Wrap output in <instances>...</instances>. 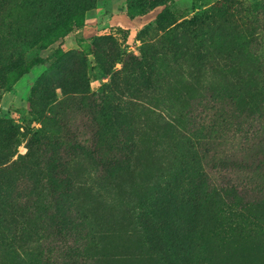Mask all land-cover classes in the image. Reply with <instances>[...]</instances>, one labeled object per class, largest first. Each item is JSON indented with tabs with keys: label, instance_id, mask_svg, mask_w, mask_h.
Listing matches in <instances>:
<instances>
[{
	"label": "rangeland",
	"instance_id": "obj_1",
	"mask_svg": "<svg viewBox=\"0 0 264 264\" xmlns=\"http://www.w3.org/2000/svg\"><path fill=\"white\" fill-rule=\"evenodd\" d=\"M166 1L164 7L131 20L127 0H0V194H6L10 174L21 176L19 167L9 170L18 156L31 155L36 165L44 162L41 151L51 150L52 143L53 147L62 144L68 154L64 177L72 190L66 204L75 215L85 216L80 237L89 234L77 243L72 235L51 231L43 237L33 208L52 200L39 183L33 201L24 205L16 199L13 210L0 211V264H178L169 249V233L180 235L181 219L187 213L178 203L166 202L160 209L173 220L172 226L144 229L136 219V205L153 198L149 189L154 183L160 188L166 185L168 165L174 166L169 146L178 133L192 139L185 116L191 112L203 119L200 107L210 97L219 99L220 112L230 122L246 128L264 124V0ZM48 3L55 7L44 6ZM59 4L69 8L59 10ZM163 9L175 25L158 30L154 21ZM200 15L194 28L185 24ZM68 28L70 33L65 34ZM216 28L222 32L212 39ZM187 33H196L201 43L188 34L185 48L170 51ZM109 36L122 61L151 59L143 68L146 76L152 73L151 82L135 81L121 97L101 93L111 76L97 65L94 51L107 48L99 43L93 49L92 43ZM162 42L167 51L160 49ZM202 47L207 57L200 62ZM71 52L75 58L63 60ZM121 62L114 65L113 73L121 70ZM77 67H82V83L88 86L85 94L71 89L69 76ZM38 83L41 87L36 89ZM234 92L235 101L229 98ZM103 97L104 108L112 110L107 111L109 119L98 122L106 128L96 135L84 108L90 105L97 117ZM118 114L124 117L134 149L128 173L113 185L114 202L101 197L93 182L103 174L99 162L119 152L120 134L111 124ZM234 131L230 126L215 135L199 133L196 146L202 149L205 170L221 172L219 186L241 196L225 198V206L208 204L209 216L197 235L210 264H264V196L258 186L251 187L242 166L235 170L231 165L238 162L234 155H239L242 144ZM33 132L40 133L37 143ZM9 135H13L10 141ZM202 137L208 139L204 145ZM219 164H223L220 170ZM178 181L175 174L169 184ZM229 204L241 211L239 227L220 218L226 216L219 210ZM77 244L84 245V254L65 257Z\"/></svg>",
	"mask_w": 264,
	"mask_h": 264
},
{
	"label": "trees",
	"instance_id": "obj_2",
	"mask_svg": "<svg viewBox=\"0 0 264 264\" xmlns=\"http://www.w3.org/2000/svg\"><path fill=\"white\" fill-rule=\"evenodd\" d=\"M49 2L51 0H39V2ZM168 1L166 0H127V10L128 15L131 20L135 18H141L149 14L153 10L159 7H164ZM44 6H53L49 3ZM42 7V6H40ZM55 7V6H53ZM59 10H67L68 8L63 4L57 5ZM204 14V13H202ZM207 16V15H206ZM200 16L192 17L188 22H185L187 26L194 28L197 24ZM66 18L67 12H66ZM206 21L210 18L206 17ZM154 24L158 30H164L166 27L174 26L173 16L166 10L156 16ZM147 26L145 29L149 28ZM145 31V30H143ZM140 32L141 33L143 32ZM222 32L221 28H216L213 31L212 39L216 37L219 33ZM70 33L68 28L65 34ZM188 34L197 38L196 33H187V36L184 40L180 42H174L171 46L170 51L180 52L182 48L186 47V43L190 40ZM199 37L197 38V44L199 42ZM95 42L92 43L93 49H96L99 43H103L106 46V50L100 53L94 51V55L97 60V65L102 67L107 72V75L110 77V84L108 86H103L101 93L108 95H118L122 96L123 92L130 91L131 83L135 81L138 82H151L152 73L150 75H145L143 68L149 67V61L151 59H144L137 61L136 59H129L128 61H122L120 56L116 54L117 45L115 40L109 37L95 38ZM160 49L167 51V47L162 42L160 43ZM201 50H206L205 48H200ZM76 53H68L63 56V60H69L75 58ZM207 53L204 51L203 56L200 57V62L202 58H206ZM121 62L122 68L117 72H112V68L117 62ZM132 77L130 75V71ZM82 67H77L74 74V70L71 72L69 78L71 80V89L76 91L79 95L85 94L88 86H85L82 83ZM73 80V81H72ZM41 87V83L36 85V89ZM234 95V96H232ZM238 94L230 95L231 100H237ZM105 98H102L103 106L100 108L99 115L95 116V110L91 108L90 105H87L84 108L85 114H88L90 128L94 132L93 134L98 135V132L106 127L102 125L98 126V122L101 124L107 117L108 108H104ZM207 105L201 106L200 109L203 111V119H200L198 115L195 117L191 115V112H188V116H185L187 126L189 127L188 131L192 133V139L188 138L185 133H178L174 138V142L169 146V154L173 158L172 165H168L169 172L166 175V185L159 187V185H154L149 189L153 195L150 201L142 199L143 202H137L136 209V219L139 221V225L148 229L149 227H154V230H162L164 227L172 226L173 220L169 218L166 212L160 207L164 203H178L179 206L183 209L187 215L183 216L181 219V233L179 236H176L173 232L169 233L171 238L170 251L174 250V257L177 260L178 264H210L211 261L206 258L204 253V245L202 244L197 233L200 232L202 224L206 222V219L210 213V206L212 203L223 204L225 198H240L241 195H238L236 190L228 187H220L217 183L221 172L217 174L208 173L205 170V158L201 156L202 149L197 147L199 145V133L200 132H211L213 135L223 132L228 127H232L235 133V139H241L242 144H240L239 155H234L238 160L235 164H232V167L235 170H238L242 166V171L247 173L248 179L250 181L251 187L258 186V191L264 196V124L262 122H257L254 127L242 126L237 122H230L226 116L220 112L219 99L216 97H210L206 101ZM120 111V110H119ZM121 112V111H120ZM122 113V112H121ZM123 114V113H122ZM210 117V120L209 118ZM208 118V120H207ZM110 121V120H109ZM111 122V121H110ZM200 125H198V123ZM235 123V124H234ZM115 124L114 131L116 129L120 134L119 142V152L111 160L102 163L99 162V167L103 169V173L100 178L97 175L96 180L93 182L96 191L104 198H110L114 202L117 201V197L114 194L113 185L119 179L123 178L130 169V158L133 155V137L124 122V117L120 114L114 116L113 122ZM255 124V123H252ZM238 126H241L244 131L239 129ZM263 125V126H262ZM205 136V134H202ZM210 135V134H208ZM9 135V141L11 139ZM39 132L32 133V139L37 143L39 142ZM222 136V135H220ZM203 140L201 145H204L205 140L208 139L202 137ZM193 140L196 143H193ZM207 143V142H206ZM53 144V143H52ZM51 144V150H43L41 153L44 155V162H37L36 165L32 162L31 155H25L23 157L18 156L17 160L13 162L9 170H12L16 167L22 169L21 176L17 178V174L13 172L10 174L8 179L5 191L6 194H0V211L4 213L9 210H13L15 206L16 199H20L24 202V205L28 204L30 201H33L36 198V193L38 191L39 183H42V186L52 202H48L47 205H37L34 210L37 219L39 221V226L42 228L43 237L49 231L62 234V236L72 235L75 242L82 239H87L89 237L84 235L83 238L80 237V231L85 226L86 219L82 216H77L70 211L69 206H67L66 201L70 198V183L67 178L64 177V166L68 159V154L63 148L62 144H57L54 147ZM8 156L7 158H10ZM239 157V158H238ZM42 164V165H41ZM208 165V163H206ZM219 170L222 169L223 164H219ZM96 168H98L95 165ZM179 175V181L176 185L172 186L169 184L170 177L173 175ZM215 175V176H214ZM255 179H258L259 183H256ZM20 189V193L18 190ZM232 196V197H231ZM17 197V198H16ZM146 203H149V206L154 208L155 211L149 208ZM209 204V205H208ZM28 208V207H27ZM240 210L233 208L230 204L226 205V209L219 210L221 215L225 214L226 217L220 216V218H225L228 221L235 223L237 226V219L241 218ZM83 244H77L74 247L69 248V252L65 257H70L72 253H77L79 256L84 254ZM36 256V255H35ZM33 256V257H35ZM32 257V258H33ZM31 259V258H30Z\"/></svg>",
	"mask_w": 264,
	"mask_h": 264
}]
</instances>
